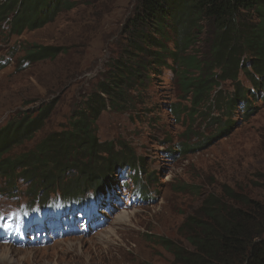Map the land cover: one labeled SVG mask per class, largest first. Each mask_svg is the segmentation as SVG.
<instances>
[{"label": "rangeland", "instance_id": "374dc122", "mask_svg": "<svg viewBox=\"0 0 264 264\" xmlns=\"http://www.w3.org/2000/svg\"><path fill=\"white\" fill-rule=\"evenodd\" d=\"M71 2L73 9L43 29L9 40L0 35V128L17 113L54 103L45 128L9 155L24 153L51 132L66 129L98 84L107 81L118 61L132 51V20L142 0ZM258 23L254 13L242 14L237 20L240 32ZM215 33L210 22L200 23L193 34L198 37L196 44L185 56L210 60ZM33 45L67 51L54 61L22 64L24 51ZM235 57L251 70L254 56L249 50L244 48ZM152 66L150 80L129 109L116 112L108 108L97 125L99 141L128 146L143 161L141 170L117 173L113 177L116 185L101 209L83 218L73 216L77 221L71 224L76 228L73 234L66 233L64 222L51 221L46 244L17 248L0 243V264H172L173 256L159 245L158 237L190 248L179 229L208 196L235 207L238 203L228 198L233 192L244 201L264 206V99L258 96L257 104H251L258 110L250 118H244L243 107L233 115L215 108L209 112L218 118L217 124L208 117L187 130L186 122H177L171 113L170 106L180 102L177 85H173L175 74ZM240 80L251 88L243 73ZM221 90L226 97L232 91L231 83H223ZM227 120L233 127L222 133ZM133 178L141 181V189ZM0 183V191L9 189ZM186 186L190 189L183 191ZM191 188L197 192L192 194ZM15 189L0 193V213L10 214L30 202L29 185L19 182ZM123 213L128 216L125 220L120 219Z\"/></svg>", "mask_w": 264, "mask_h": 264}, {"label": "trees", "instance_id": "16d2710c", "mask_svg": "<svg viewBox=\"0 0 264 264\" xmlns=\"http://www.w3.org/2000/svg\"><path fill=\"white\" fill-rule=\"evenodd\" d=\"M73 7L71 0H0V35L9 40L43 29ZM252 13L258 25L243 27L240 32L239 16ZM203 21L210 22L217 35L210 60L205 62L185 56L196 44L198 37L193 34ZM132 29V51L118 61L107 81L98 84L84 109L71 116L66 129L51 132L24 153L9 155L45 128L54 103L17 113L0 128V181L9 185L1 194L16 192L17 183L22 182L32 189L28 195L31 207L46 204L52 195L75 201L107 194L116 185L113 177L117 173L141 170L143 161L128 146L99 141L97 125L108 108L116 112L129 109L150 80L152 65L175 74L173 85H177L180 102L170 106L171 113L177 122H186L187 130L208 117L217 124L218 118L209 112L215 108L233 115L235 109L243 107L244 118L255 115L258 108L251 104H257L258 96L264 99V0H142ZM244 48L254 56L251 70L243 68L244 62L240 65L235 57ZM66 51L27 46L21 60L31 65L54 61ZM241 73L251 88L240 80ZM227 82L232 91L224 97L219 89ZM232 127L227 120L221 132ZM131 180L142 188L137 178ZM194 192L197 190L191 188ZM239 197L229 194L228 198L238 203L231 207L210 195L186 217L179 232L190 248L158 237L159 245L173 256L172 264H264V206Z\"/></svg>", "mask_w": 264, "mask_h": 264}, {"label": "bare ground", "instance_id": "6f19581e", "mask_svg": "<svg viewBox=\"0 0 264 264\" xmlns=\"http://www.w3.org/2000/svg\"><path fill=\"white\" fill-rule=\"evenodd\" d=\"M128 218V216H127V214L126 213H123L122 215H121V217H120V219H127Z\"/></svg>", "mask_w": 264, "mask_h": 264}]
</instances>
